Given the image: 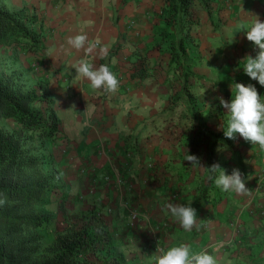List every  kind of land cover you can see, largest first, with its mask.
I'll use <instances>...</instances> for the list:
<instances>
[{"label":"crops","instance_id":"obj_1","mask_svg":"<svg viewBox=\"0 0 264 264\" xmlns=\"http://www.w3.org/2000/svg\"><path fill=\"white\" fill-rule=\"evenodd\" d=\"M2 2L9 10L24 8L36 15L37 50L18 51L27 54L33 79L48 92L51 109L61 120L68 144L62 150L65 164L71 161L86 173L77 171L69 183L76 191L80 183L85 194L102 198L117 251L125 261L156 264L157 247L167 250L184 243L193 252L207 250L218 264H264V179L259 182L258 177L264 171V152L242 137L233 141L224 136L227 110L217 99L230 102L233 82L250 83L239 65L246 56L255 58L256 51L244 31L255 15L264 22V0H211L209 10L197 11L200 23L191 30L197 44L181 56L200 76L190 80L189 88L200 106L205 131L195 154L188 153L191 139L185 130L195 119L190 117L191 101L185 92L170 110L182 70L169 63L170 50L164 56L157 51L156 29L164 24V0ZM80 34L98 41L88 59L95 67L109 66L119 81L116 93L93 91L87 80L74 78L73 65L85 54L67 41ZM101 47H107V58H101ZM87 104L90 118L84 113ZM215 135L217 141L209 147ZM187 154L197 156L203 167L191 166L185 161ZM214 164L229 175L239 169L251 194L222 192L215 186L218 175L205 181ZM168 203L196 209L197 224L190 232L166 211ZM132 207L140 213L133 225L128 215ZM218 244L222 246L217 250Z\"/></svg>","mask_w":264,"mask_h":264},{"label":"trees","instance_id":"obj_2","mask_svg":"<svg viewBox=\"0 0 264 264\" xmlns=\"http://www.w3.org/2000/svg\"><path fill=\"white\" fill-rule=\"evenodd\" d=\"M210 3L211 0H164L161 8L163 39L168 34L175 38L174 43L168 42L169 63L182 70L180 90L173 94L170 110H174L176 101L185 92L191 101L190 117L195 119L185 130L191 139L188 153L193 154L205 132L200 125L203 120L199 114L200 106L189 89L190 80L197 81L200 76L183 63L181 56L190 46H196L191 30L200 23L197 11L199 8L209 10ZM36 24L35 14L24 8L9 10L0 0V48L36 52L40 40ZM37 103L44 106H36ZM50 105L51 99L46 93L24 91L12 77L0 75V120L14 122L11 130L0 128V264H128L117 251L110 218L104 208L94 206L82 212L80 224L67 222L65 228L55 234L51 244L41 250V235L34 230L44 226L49 218L37 207L44 205L53 194H59L63 203L73 190L72 184L69 186L61 177V171L44 173L53 160L37 155L38 148L29 146V140L43 145L55 144L65 138L61 122ZM165 121L168 122V116ZM216 141L217 135L209 147ZM208 152L212 162L213 153L211 149ZM216 175L218 172L208 169L205 181L211 182Z\"/></svg>","mask_w":264,"mask_h":264},{"label":"clouds","instance_id":"obj_3","mask_svg":"<svg viewBox=\"0 0 264 264\" xmlns=\"http://www.w3.org/2000/svg\"><path fill=\"white\" fill-rule=\"evenodd\" d=\"M255 17L256 19L244 32L247 40L252 42L256 56L255 58L246 56L240 62L239 67L247 77L264 87V22L259 16L255 15ZM67 43L73 49L82 50L85 54L83 59L73 65L76 73L74 78L87 80L93 91L103 90L106 94L116 93L119 81L109 66L101 64L99 67H95L88 59L96 51L98 41L92 42L87 35L80 34L69 37ZM99 53L101 58H107V47H101ZM230 88L232 91L230 102L224 100L223 97H217L220 105L227 110V128L224 130V136L233 141L242 137L245 142L258 145L259 149L264 151V99L251 83L245 86L243 83L233 82ZM84 113L88 114L89 118L91 117V109L88 104ZM185 161L193 167H203L200 159L195 155L187 154ZM208 169L213 173L218 172L215 186L222 192L235 193L238 196L251 194V190L246 186L244 175L239 169H232L230 175L219 164H214ZM209 178L211 179V177ZM165 208L184 231L190 232L196 226L197 212L191 205L168 203ZM221 246L218 244L215 247L218 250ZM156 252L160 253L156 257V264H218L217 257L209 254L207 250L193 252L191 246L184 243L167 250L157 247Z\"/></svg>","mask_w":264,"mask_h":264},{"label":"rangeland","instance_id":"obj_4","mask_svg":"<svg viewBox=\"0 0 264 264\" xmlns=\"http://www.w3.org/2000/svg\"><path fill=\"white\" fill-rule=\"evenodd\" d=\"M165 38L166 39L164 40L163 32H161V27H157L156 46L159 47L157 51L161 56L168 54V42L174 43L173 41L175 39L172 34L166 35ZM26 56L27 54H22L17 49L14 50L0 48V75H3L4 77H12L15 82H18L23 86L24 91H38L39 89H41V92L39 94L44 92L48 95V92L45 90V88L43 89L41 87L42 85L39 83V81H35L33 79L32 66L25 60ZM247 78L249 79V77ZM38 104L39 103L35 105L38 106ZM39 106L44 105L39 104ZM60 126L62 128V124H60ZM13 127L14 122H12L11 120H0V128L11 130ZM66 140L67 139L65 137L63 140H60V142H55V144L44 143L43 145H39V142H37L36 140H29V146L33 149H36V147L38 148V150L35 151L37 155L50 157L53 160L52 166L48 170L44 171V173L50 172L51 170H53L54 172L61 171V173L64 175L63 180L68 182V185L70 186L69 182L70 180L72 181L71 176L76 174L78 170L71 161H66L65 164V159L63 157L65 153H62V150H67L68 144ZM66 154H68V151ZM80 174L86 173L82 169ZM74 185L75 184L72 183L71 187L73 188V190L71 191V194L69 193L66 199L62 201L63 203H61L62 197L59 194H53L44 205L37 207V210L46 214L49 218L48 222L45 223L44 226L34 230L36 234L41 235V250H43L47 245L51 244L55 234L59 231H62L67 225V222H78V224H80L82 222V212L88 211L90 208H93V206L103 209L104 206L101 204L102 198H98L95 195L93 196L91 192L85 194L83 190L85 191L86 189L83 188L84 185H82L81 187L80 183H78V186H80L79 191H76ZM128 215L130 217V211Z\"/></svg>","mask_w":264,"mask_h":264},{"label":"built area","instance_id":"obj_5","mask_svg":"<svg viewBox=\"0 0 264 264\" xmlns=\"http://www.w3.org/2000/svg\"><path fill=\"white\" fill-rule=\"evenodd\" d=\"M250 83L253 84L257 88V90H258L259 94L261 95L262 99H264V87H261L257 81L250 80ZM63 152H65V151H63ZM82 169H83V167H80L78 169V171L81 172ZM258 177H259V182H261L264 179V171L260 172L258 174ZM116 178H117V183L120 184V182H121L120 177L116 176ZM129 211H130L131 223L133 225L135 220L139 219L140 213H139V210L137 208H133V207L130 208Z\"/></svg>","mask_w":264,"mask_h":264}]
</instances>
